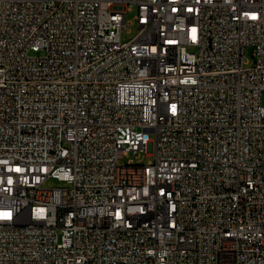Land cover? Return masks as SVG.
Segmentation results:
<instances>
[{
    "label": "built area",
    "instance_id": "obj_1",
    "mask_svg": "<svg viewBox=\"0 0 264 264\" xmlns=\"http://www.w3.org/2000/svg\"><path fill=\"white\" fill-rule=\"evenodd\" d=\"M263 96L264 0H0V264H264Z\"/></svg>",
    "mask_w": 264,
    "mask_h": 264
},
{
    "label": "rangeland",
    "instance_id": "obj_2",
    "mask_svg": "<svg viewBox=\"0 0 264 264\" xmlns=\"http://www.w3.org/2000/svg\"><path fill=\"white\" fill-rule=\"evenodd\" d=\"M136 13H137V8L135 6L127 10L126 23L123 26L122 33H121L123 40H128L132 38L138 31V25L135 20ZM247 57L249 58L250 61L246 64V66H250L253 64L252 48H249L247 50ZM263 103H264V96H263ZM134 158L135 156L132 152L126 153L120 158V163L125 164ZM151 159H154V154L148 155L144 152L140 154L136 160L138 163H147ZM61 185H64V183L53 177H50L45 181V186H48V187L61 186Z\"/></svg>",
    "mask_w": 264,
    "mask_h": 264
}]
</instances>
